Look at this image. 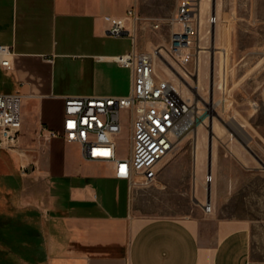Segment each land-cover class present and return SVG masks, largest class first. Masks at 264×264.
Masks as SVG:
<instances>
[{"label": "crops", "instance_id": "0c3cea01", "mask_svg": "<svg viewBox=\"0 0 264 264\" xmlns=\"http://www.w3.org/2000/svg\"><path fill=\"white\" fill-rule=\"evenodd\" d=\"M176 3L0 0V45L10 48L12 65L11 70L0 67V75L23 72L36 76L35 83L16 82L13 92L0 94L18 92L23 111L31 103L44 111L59 106L58 129L64 97L128 94L131 71L110 59L124 52L109 53L103 48V41L110 37L106 34L109 19H124L126 29L132 30L127 10L144 16L147 6L170 11V5L175 7ZM199 6L200 12L206 8L202 9L201 0ZM207 8L216 17L210 26L211 41L224 49L236 48L240 60L264 49V0H212ZM207 12L201 18H206ZM144 26L146 23H140L135 29ZM135 39H131V49H149L148 44ZM56 75L58 79L72 78L81 87L56 88ZM42 76L52 81L45 83ZM55 146L74 147V152L66 170L57 174L62 194L57 196L48 189L47 197L34 203L38 230L32 264H264L263 253L243 222L218 221L212 242L204 238L196 221L154 218L139 222L130 213V184L113 177L111 164L83 158L77 144L65 143L59 137H50L44 149L46 159ZM98 163L105 165L103 171L97 168ZM48 170L45 161L44 176L52 175ZM206 204L210 206L208 199Z\"/></svg>", "mask_w": 264, "mask_h": 264}, {"label": "rangeland", "instance_id": "374dc122", "mask_svg": "<svg viewBox=\"0 0 264 264\" xmlns=\"http://www.w3.org/2000/svg\"><path fill=\"white\" fill-rule=\"evenodd\" d=\"M211 2L201 0L202 9L206 8L200 12L201 25L187 58L176 63L164 55L167 64L156 61L159 76L173 81L192 100L195 116L203 123L199 122L177 142L160 163L153 182L129 185L130 213L139 222L154 218L196 221L210 242L218 221L243 222L264 256V49H256L253 57L240 60L236 48L224 49L211 41V28L204 22L206 18H201ZM175 7L170 5V11H165L147 6L144 16L167 18ZM134 35L137 41L149 45L144 51L166 48L169 28L162 26L153 31L144 26L135 29ZM131 47L128 37H107L103 41L109 53L118 54ZM17 74L0 75V92H13L16 82L35 83L36 76ZM42 79L45 83L52 81L50 77ZM222 80L226 85L224 94L218 88ZM54 82L56 88L81 87L74 79H58L57 75ZM48 109L44 111L33 103L26 106L17 146L0 150V264H32L38 230L34 203L47 197L48 189L57 196L62 194L63 184L57 174L71 163L74 147L55 146L46 159L48 131L59 130L60 117L59 106ZM128 134L129 130L124 129L116 138L121 156L128 152ZM45 161L50 176H44L42 171ZM97 168L103 171L105 165L98 163ZM207 196L210 211L204 212Z\"/></svg>", "mask_w": 264, "mask_h": 264}, {"label": "built area", "instance_id": "2783aa9c", "mask_svg": "<svg viewBox=\"0 0 264 264\" xmlns=\"http://www.w3.org/2000/svg\"><path fill=\"white\" fill-rule=\"evenodd\" d=\"M147 3L154 0H137ZM200 0H177L173 14L156 19L138 15L133 9L126 12L132 30L121 18H110L106 34L113 38L135 40L137 24L146 23L153 31L169 28L167 47L150 51L132 48L111 57V61L132 74L131 88L124 96H76L62 99L61 124L48 136L59 137L65 143L77 144L83 158L109 163L113 177L148 185L155 180L160 163L172 153L177 142L193 128V103L171 80L162 78L156 61L167 64L164 55L176 63L184 61L195 44L200 22ZM216 21L208 12L206 23ZM0 67L11 70V50L0 45ZM225 82L218 88L225 93ZM124 115V116H123ZM22 96L18 93L0 94V150L15 148L20 140ZM129 130L128 152L121 156L116 138ZM210 176L208 177V179ZM204 210L210 206L205 204Z\"/></svg>", "mask_w": 264, "mask_h": 264}, {"label": "water", "instance_id": "95a60500", "mask_svg": "<svg viewBox=\"0 0 264 264\" xmlns=\"http://www.w3.org/2000/svg\"><path fill=\"white\" fill-rule=\"evenodd\" d=\"M210 63H212V56H210ZM210 159H211V143H208V168L207 172L210 170ZM208 199V196H207Z\"/></svg>", "mask_w": 264, "mask_h": 264}, {"label": "bare ground", "instance_id": "6f19581e", "mask_svg": "<svg viewBox=\"0 0 264 264\" xmlns=\"http://www.w3.org/2000/svg\"><path fill=\"white\" fill-rule=\"evenodd\" d=\"M199 2H200V1H199ZM217 103H218V102H217ZM214 106H215V105H214ZM196 113H197V112H195V111L193 110V114H194V123H193V128H192L191 130H193L194 127H195V125L199 124V122H200V123H203V121H199V118L195 116ZM209 119H210V118H209ZM240 127H241V126H240ZM238 130H240V129H238ZM209 179H211V176H210ZM207 181H208V177H207Z\"/></svg>", "mask_w": 264, "mask_h": 264}]
</instances>
